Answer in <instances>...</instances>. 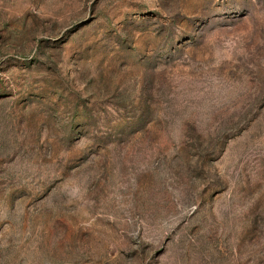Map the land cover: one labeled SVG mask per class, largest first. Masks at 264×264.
<instances>
[{
	"label": "rangeland",
	"instance_id": "rangeland-1",
	"mask_svg": "<svg viewBox=\"0 0 264 264\" xmlns=\"http://www.w3.org/2000/svg\"><path fill=\"white\" fill-rule=\"evenodd\" d=\"M0 264H264V0H0Z\"/></svg>",
	"mask_w": 264,
	"mask_h": 264
}]
</instances>
